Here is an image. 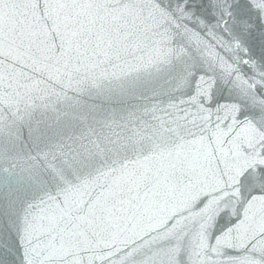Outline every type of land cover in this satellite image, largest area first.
<instances>
[{"label": "water", "instance_id": "obj_1", "mask_svg": "<svg viewBox=\"0 0 264 264\" xmlns=\"http://www.w3.org/2000/svg\"><path fill=\"white\" fill-rule=\"evenodd\" d=\"M178 2L0 0V264H264V8Z\"/></svg>", "mask_w": 264, "mask_h": 264}, {"label": "snow or ice", "instance_id": "obj_2", "mask_svg": "<svg viewBox=\"0 0 264 264\" xmlns=\"http://www.w3.org/2000/svg\"><path fill=\"white\" fill-rule=\"evenodd\" d=\"M258 7L264 8V0H261L260 5H257ZM159 7V6H158ZM161 13L162 14H167V10L161 8ZM175 11L181 13L183 16L191 19L192 17L195 16V12L190 6L186 3L183 2V0H179L177 5L175 6ZM248 49H245V52H247ZM169 52H171V49L167 50V52H159L158 54L161 56L167 55ZM207 75L206 73H200L199 75H195L190 78V82L193 85V90H195V83L197 80H200L203 78V76ZM213 87H215V83H213ZM261 163H264V160H261Z\"/></svg>", "mask_w": 264, "mask_h": 264}]
</instances>
